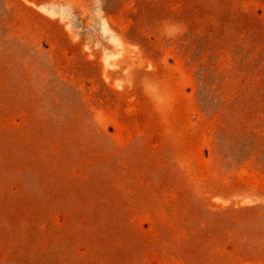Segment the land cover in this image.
Instances as JSON below:
<instances>
[{"label": "rangeland", "instance_id": "374dc122", "mask_svg": "<svg viewBox=\"0 0 264 264\" xmlns=\"http://www.w3.org/2000/svg\"><path fill=\"white\" fill-rule=\"evenodd\" d=\"M0 264H264V0H0Z\"/></svg>", "mask_w": 264, "mask_h": 264}, {"label": "bare ground", "instance_id": "6f19581e", "mask_svg": "<svg viewBox=\"0 0 264 264\" xmlns=\"http://www.w3.org/2000/svg\"><path fill=\"white\" fill-rule=\"evenodd\" d=\"M45 11L49 12V13H54V11L52 9H48V8H43Z\"/></svg>", "mask_w": 264, "mask_h": 264}]
</instances>
